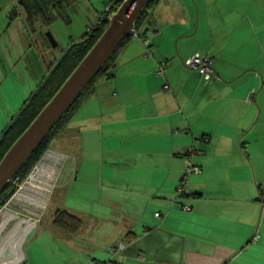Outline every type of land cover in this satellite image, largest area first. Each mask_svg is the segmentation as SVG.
<instances>
[{"label":"crops","instance_id":"obj_1","mask_svg":"<svg viewBox=\"0 0 264 264\" xmlns=\"http://www.w3.org/2000/svg\"><path fill=\"white\" fill-rule=\"evenodd\" d=\"M81 1L95 24L107 0H0V135L67 49L48 23ZM151 16L55 135L70 157L53 210L11 264H264V0H160ZM195 53L218 78L185 64ZM192 146L201 170L179 194Z\"/></svg>","mask_w":264,"mask_h":264},{"label":"trees","instance_id":"obj_2","mask_svg":"<svg viewBox=\"0 0 264 264\" xmlns=\"http://www.w3.org/2000/svg\"><path fill=\"white\" fill-rule=\"evenodd\" d=\"M27 1V0H26ZM160 0H148L138 17L135 20V32L138 36H143L145 32L150 28L152 22L151 10ZM123 0H107L108 3L116 8ZM34 12V11H33ZM53 16V15H52ZM49 18V17H48ZM109 24L108 16H106V10L99 15L98 21L92 26H88V29L83 37L77 42H73L64 52L59 59L55 68L46 77L45 81L39 86V88L22 104L18 114L14 119L7 124L0 135V160L7 152L14 141L21 135V133L30 125L46 103L53 97L57 90L61 87L67 77L87 54L90 48L94 45L97 39L101 36L103 31ZM134 33L124 37L120 44L116 47L114 52L104 62L100 69L96 72L94 77L86 85L80 95L74 100L67 111L63 114L60 120L50 130V132L41 141L39 146L26 160L22 167L17 171L16 175H19V181H23L32 170L33 166L41 159L43 154L48 148L51 147V139L57 129L62 128L69 121L71 115L74 113L78 105L81 103L84 97L91 91V88L96 81L101 77H108L113 74V68L116 65V55L121 44ZM197 165V164H196ZM18 184L8 183L6 188L0 193V204L11 195L17 188ZM183 193H189L183 192ZM55 223L57 226L65 228L68 231H76L81 223L82 219L66 210L58 209L55 214Z\"/></svg>","mask_w":264,"mask_h":264},{"label":"water","instance_id":"obj_3","mask_svg":"<svg viewBox=\"0 0 264 264\" xmlns=\"http://www.w3.org/2000/svg\"><path fill=\"white\" fill-rule=\"evenodd\" d=\"M147 1L123 0L118 10L110 18L109 24L101 36L30 125L10 146L0 160V193L80 95L124 37L133 33L135 20Z\"/></svg>","mask_w":264,"mask_h":264},{"label":"rangeland","instance_id":"obj_4","mask_svg":"<svg viewBox=\"0 0 264 264\" xmlns=\"http://www.w3.org/2000/svg\"><path fill=\"white\" fill-rule=\"evenodd\" d=\"M96 9L102 13L106 10V2H103L102 5H97ZM68 11L72 15L73 21L67 22V20L61 18L52 20L48 23L47 30L45 31L47 40H50V35H52L54 39L52 43H58L57 50H63L68 48L73 42H77L85 35L88 26L93 25L92 21L88 19V13L91 11V8L85 1L78 2L73 7H69ZM62 128L57 129L54 134H58ZM54 137L55 135H53L50 141L51 146L56 147V149L58 148L57 151L60 152L59 148H64V142H60V139L55 141ZM67 141L68 139H66V143ZM65 150H67L66 147ZM61 152L64 153V156L59 157V159L63 164L70 156L64 151ZM42 159L43 156L33 166L29 175L36 170L37 166L43 163ZM29 175L23 181H19L18 188L0 204V260L8 262V257L14 258L16 256L14 258L15 262L21 256L20 249L22 244L27 240L28 233L30 234L37 227L44 215H48L53 210V206L49 204L50 197L55 187L63 180H59L58 178L55 180L53 187L48 192V197L42 204V208L38 210L33 205L35 204L33 202L37 201L36 197L38 195L34 194V188L30 190L31 187L29 185L33 184V178L27 181ZM12 253L14 254L12 255ZM8 263L10 264L11 262Z\"/></svg>","mask_w":264,"mask_h":264},{"label":"built area","instance_id":"obj_5","mask_svg":"<svg viewBox=\"0 0 264 264\" xmlns=\"http://www.w3.org/2000/svg\"><path fill=\"white\" fill-rule=\"evenodd\" d=\"M119 6L116 7V8H114L111 5V3H108L107 4V6H106V16H108V19L109 20L113 16V14L118 10ZM133 33L135 35H137L136 32H135V29L133 30ZM144 42L147 44L148 39H144ZM168 63H169L168 60H162V61L159 62L158 68L156 70V72H157L158 75H160L162 77H165L166 76L165 75V69L168 66ZM185 64L189 68L197 70L198 73L206 81H212V80H215L216 78H218V74L216 72V68H215V66L213 64V61H212L211 57H209V56L203 57L199 53H195V54L189 56L186 59ZM164 88H166V89H169L170 88V85H169V83L167 81L164 83ZM194 151H196L195 148H194V146L190 147L189 152H188L189 153L188 166H187V168H186V170L184 172V175L182 176L180 182L177 185V191H178L179 194L188 191L187 188H186V184L188 182L189 176L193 172H199L201 170V167L198 166V165H196L193 162V160H192V155H193ZM48 154H55L54 156H58V157H59V154L64 155L63 153L58 152L57 150H55V149H53L51 147L46 150V152L43 155V158L46 155H48ZM10 183H12V184H18L19 185V175H16L15 174L11 178ZM183 207L185 209H190L191 208V206L190 205H187V204H184ZM157 214H159V213H157ZM123 247H124V242L123 241H120L117 245H115L112 248V250L114 252H116L118 249L123 248Z\"/></svg>","mask_w":264,"mask_h":264},{"label":"bare ground","instance_id":"obj_6","mask_svg":"<svg viewBox=\"0 0 264 264\" xmlns=\"http://www.w3.org/2000/svg\"><path fill=\"white\" fill-rule=\"evenodd\" d=\"M54 155L55 154L46 155L42 159L43 163H41L39 166H37L36 170L34 172H32L31 175H29V177L27 178V181L33 178L32 179L33 184H30L29 186L31 187L30 190H32L34 188V191H35L34 194L38 195L36 197L37 201L33 202V203H35V204H33V205H35L34 208H37L38 210H39V208L40 209L42 208V204H43V202H45V199L48 197V192H49L50 188L54 185L55 180L59 177L60 172H61L62 163L60 162L61 160L59 159V157L61 158L64 155L59 154V157L54 156ZM51 156H53V157H51ZM43 160H46V161H43ZM21 188H22V186H21ZM32 197H35V196H32ZM20 253H21V251H20ZM14 258L8 257L7 260H8V262L13 263Z\"/></svg>","mask_w":264,"mask_h":264},{"label":"flooded vegetation","instance_id":"obj_7","mask_svg":"<svg viewBox=\"0 0 264 264\" xmlns=\"http://www.w3.org/2000/svg\"><path fill=\"white\" fill-rule=\"evenodd\" d=\"M44 2V1H43ZM40 4V3H39ZM52 4H54V2H52ZM42 10H43V4L41 3L39 6Z\"/></svg>","mask_w":264,"mask_h":264}]
</instances>
